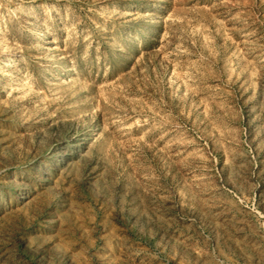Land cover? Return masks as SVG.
Listing matches in <instances>:
<instances>
[{
    "label": "rangeland",
    "instance_id": "1",
    "mask_svg": "<svg viewBox=\"0 0 264 264\" xmlns=\"http://www.w3.org/2000/svg\"><path fill=\"white\" fill-rule=\"evenodd\" d=\"M0 264H264V0H0Z\"/></svg>",
    "mask_w": 264,
    "mask_h": 264
},
{
    "label": "bare ground",
    "instance_id": "2",
    "mask_svg": "<svg viewBox=\"0 0 264 264\" xmlns=\"http://www.w3.org/2000/svg\"><path fill=\"white\" fill-rule=\"evenodd\" d=\"M4 63V62H3ZM5 65L8 64L7 62L4 63Z\"/></svg>",
    "mask_w": 264,
    "mask_h": 264
}]
</instances>
